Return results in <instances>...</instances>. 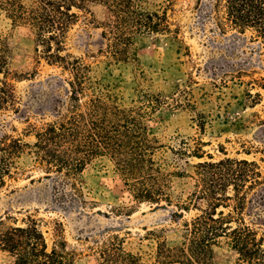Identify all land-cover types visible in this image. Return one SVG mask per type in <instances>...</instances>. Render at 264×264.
Returning <instances> with one entry per match:
<instances>
[{"label": "rangeland", "instance_id": "374dc122", "mask_svg": "<svg viewBox=\"0 0 264 264\" xmlns=\"http://www.w3.org/2000/svg\"><path fill=\"white\" fill-rule=\"evenodd\" d=\"M205 1L201 0L200 6V0H176L168 14L172 27L179 28L180 39L163 33L138 36V60L128 62H114L97 53L86 56L97 52L101 41L97 25L106 13L101 4L90 2L85 11H79V20L66 35L67 51L74 57H85L92 75L116 94L122 105L141 104V91L166 98L148 120L150 132L163 144L155 158L166 170L192 172V165L199 159L179 158L171 147L180 148L185 140L193 149L198 140L216 159L224 157V149L227 156L256 160L264 172V43L255 40L251 30L241 33L228 29L224 35L209 21L204 25ZM147 6L159 8L165 4L163 0H150ZM3 43L9 47L10 67L33 76L25 80L10 77L23 112H7L0 117V141L7 134V138H20L24 144L17 158L18 173L0 189V221L10 225L24 224L29 217L35 219L48 247L60 248L65 241L66 249L74 252V264H98L100 245L116 236L127 251L139 254L146 263H156L158 242L165 238L171 246L180 244L185 222L198 213L177 205L176 196L186 197L193 181L189 177L172 178L171 205L165 201L140 204L113 162L100 157L81 174L86 202L70 195L62 198L60 189L53 188L54 174L46 173L37 162L35 136L28 120L38 126L50 120L51 95L39 102L41 96L36 94L51 92L47 83L65 75L61 68L39 57L34 32L13 25L0 10V48ZM218 252L214 264H247L228 247ZM12 260L0 251V264H12Z\"/></svg>", "mask_w": 264, "mask_h": 264}, {"label": "trees", "instance_id": "16d2710c", "mask_svg": "<svg viewBox=\"0 0 264 264\" xmlns=\"http://www.w3.org/2000/svg\"><path fill=\"white\" fill-rule=\"evenodd\" d=\"M163 1L165 7L149 8L150 0H0V10L13 25L34 32L39 57L61 68L65 75L47 83L51 92L36 94L41 96L39 102L51 95L48 108L52 114L41 126L28 120L35 136L37 162L46 173L54 174L53 188L60 189L62 198L80 197L84 203L81 174L100 157L113 162L131 196L140 204L165 201L171 205L172 178L189 177L193 188L186 197L176 196L177 205L198 213L185 222L180 244L171 246L165 238L158 242L154 264H214L218 249L224 247L241 262L264 264V172L260 164L227 156L224 149V157L216 159L204 151V142L195 140L194 148L189 149L183 140L184 145L171 147L172 152L179 158L192 156L199 161L192 165V172L166 170L155 158L163 144L148 125L151 113L166 98L141 91V104L122 105L118 96L92 75V66L85 57H74L67 51L66 35L79 20V11H85L90 2L101 4L106 13L97 25L101 29L97 52L86 56L97 53L114 62H128L138 60V36L163 33L179 40V28L172 27L168 14L176 0ZM204 7V25L209 21L224 35L228 29L241 33L251 30L255 40L264 43V0H206ZM8 50L3 43L0 117L7 112H23L10 77L25 80L33 76L10 67ZM6 135L0 141V189L18 173L17 158L24 149L20 138ZM67 190L73 192L68 194ZM62 244L50 249L31 217L24 224L0 221V251L12 257V264H74V252L66 249L65 241ZM97 252L98 264H150L139 254L127 251L118 236L103 242Z\"/></svg>", "mask_w": 264, "mask_h": 264}]
</instances>
